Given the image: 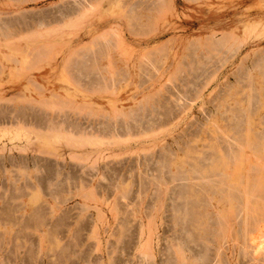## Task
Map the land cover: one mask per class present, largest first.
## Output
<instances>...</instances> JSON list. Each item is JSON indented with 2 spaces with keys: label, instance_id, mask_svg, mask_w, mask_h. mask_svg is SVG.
<instances>
[{
  "label": "rangeland",
  "instance_id": "1",
  "mask_svg": "<svg viewBox=\"0 0 264 264\" xmlns=\"http://www.w3.org/2000/svg\"><path fill=\"white\" fill-rule=\"evenodd\" d=\"M0 30V262L193 257L195 166L264 152V0H0Z\"/></svg>",
  "mask_w": 264,
  "mask_h": 264
},
{
  "label": "bare ground",
  "instance_id": "2",
  "mask_svg": "<svg viewBox=\"0 0 264 264\" xmlns=\"http://www.w3.org/2000/svg\"><path fill=\"white\" fill-rule=\"evenodd\" d=\"M7 30V29H6ZM1 31V30H0ZM7 31H5L6 33ZM224 34V33H223ZM7 35V34H6ZM228 35V34H227ZM195 37V36H194ZM227 37V36H226ZM229 39V38H228ZM225 41V40H224ZM240 41V40H239ZM229 44V43H228ZM205 47V46H204ZM208 47V46H207ZM210 48V47H209ZM43 49V48H42ZM38 51V49H35ZM109 52V51H108ZM40 54V53H39ZM104 54V53H103ZM42 56V55H41ZM39 57V56H38ZM37 57V58H38ZM40 61V60H39ZM68 64V63H67ZM258 65V64H256ZM106 66V65H105ZM264 69V68H263ZM250 76V75H249ZM250 78V77H249ZM104 82V81H103ZM209 82V81H208ZM207 82V83H208ZM114 83V82H113ZM206 83V84H207ZM248 84V83H247ZM251 84V83H250ZM111 85V84H110ZM113 85V84H112ZM260 85V84H259ZM113 87V86H111ZM102 88V87H101ZM200 88V87H199ZM264 89V88H263ZM95 90V89H94ZM251 91V90H250ZM258 91V89L256 90ZM260 91V90H259ZM96 92V91H95ZM263 92V91H262ZM66 93V92H65ZM67 95V94H66ZM73 96L68 95L67 98ZM256 96V95H255ZM65 97V96H64ZM262 97V96H261ZM3 98V97H2ZM66 98V97H65ZM65 98H63L64 101ZM224 98V97H223ZM61 101V100H60ZM147 102V101H146ZM243 102V101H242ZM62 103V102H61ZM263 103V102H262ZM67 104V103H66ZM228 104V103H227ZM237 104V103H236ZM247 104V103H246ZM260 104V103H259ZM65 105V104H63ZM248 107V106H247ZM262 107H264L262 105ZM241 109V108H240ZM246 109V108H245ZM53 110V109H52ZM218 110V109H217ZM252 110V109H251ZM235 111V110H234ZM245 111V110H244ZM243 113V112H242ZM52 114V113H51ZM45 116V115H44ZM262 117V116H261ZM213 118V117H212ZM20 119V118H19ZM2 120V119H1ZM21 120V119H20ZM216 120V119H215ZM257 120V119H256ZM18 121V120H16ZM210 121V120H209ZM49 122V121H48ZM55 122V120H54ZM212 122V121H211ZM210 122V123H211ZM62 123V122H61ZM208 123V122H207ZM217 123V122H216ZM50 124V123H48ZM33 125V124H32ZM47 125V124H45ZM57 125V124H56ZM55 125V126H56ZM252 125V124H251ZM6 126V125H5ZM35 126V125H34ZM54 126V125H53ZM62 126V125H61ZM60 126V127H61ZM212 126V125H211ZM226 126V125H225ZM1 127V126H0ZM4 127V126H3ZM2 127V128H3ZM32 127V126H31ZM43 127V126H42ZM63 127V126H62ZM61 127V128H62ZM77 127V126H76ZM48 128V127H47ZM60 128V129H61ZM210 128V127H209ZM255 128V127H254ZM6 129V128H5ZM8 129V128H7ZM50 129V128H49ZM64 129V128H63ZM252 129V128H251ZM256 129V128H255ZM35 130V129H34ZM33 130V131H34ZM113 130V128H112ZM216 130V129H215ZM2 131V129H1ZM5 131V130H4ZM12 131V130H11ZM14 131V129H13ZM21 131V130H20ZM23 131V130H22ZM36 131V130H35ZM47 131V130H46ZM62 131V130H61ZM60 131V132H61ZM65 131V130H64ZM142 131V130H141ZM256 131V130H254ZM28 132V131H27ZM43 132V131H42ZM45 132V131H44ZM52 132V131H51ZM63 132V131H62ZM76 132V131H74ZM82 132V131H81ZM220 132V131H219ZM259 132V131H258ZM261 132V131H260ZM1 133V132H0ZM10 133V131H9ZM19 133V132H18ZM22 133V132H21ZM49 133V132H48ZM53 133V132H52ZM57 133V132H56ZM55 133V134H56ZM66 133V132H64ZM72 133V132H71ZM146 133V132H144ZM221 133V132H220ZM242 133V132H240ZM6 134V133H5ZM26 134V132H25ZM24 134V135H25ZM44 134V133H43ZM82 134V133H81ZM91 134V133H89ZM2 135V134H1ZM36 135V134H35ZM41 135V134H39ZM38 135V136H39ZM57 135V134H56ZM54 135V136H56ZM66 135V134H65ZM69 135V134H68ZM85 136V133L83 134ZM82 135V136H83ZM144 135V134H143ZM45 136V135H44ZM63 136V134H62ZM71 136V135H70ZM80 136V135H79ZM245 136V134H244ZM248 136V135H246ZM250 136V135H249ZM43 137V136H42ZM47 137V136H45ZM32 138V137H31ZM38 138V137H37ZM58 138V137H57ZM64 138V136H63ZM85 138V137H83ZM93 138V137H92ZM219 138V137H218ZM30 139V138H29ZM44 142L50 143L48 138ZM53 139V138H52ZM59 139V138H58ZM77 139V138H76ZM79 139V138H78ZM81 139V137H80ZM97 139V138H96ZM104 139V138H103ZM109 139V137H108ZM107 139V140H108ZM111 139V138H110ZM242 139V138H241ZM250 139V137H249ZM86 140V139H83ZM88 140V138H87ZM91 140V139H89ZM253 140V139H252ZM263 140V139H262ZM27 141V140H26ZM55 141V139H54ZM80 141V140H79ZM98 141V140H96ZM95 144H98V142ZM111 141H113L111 139ZM115 141V139H114ZM52 142V140H51ZM66 142V141H65ZM78 142V141H76ZM74 142V143H76ZM91 142H93L91 140ZM90 142V143H91ZM102 142V141H101ZM230 142V141H229ZM254 142V141H253ZM257 142V141H256ZM261 142V141H260ZM69 143V142H68ZM71 143V142H70ZM114 143V142H113ZM2 144V143H1ZM0 144V145H1ZM5 144V143H4ZM72 144V143H71ZM237 144V143H236ZM251 144V143H250ZM262 144V143H261ZM17 145V144H16ZM44 143L42 144V146ZM51 145V144H50ZM49 145V146H50ZM211 145V144H210ZM215 145V144H214ZM229 145V144H228ZM257 145V143H256ZM52 146V145H51ZM50 146V147H51ZM68 146V145H67ZM216 146V145H215ZM238 146V145H237ZM249 146V144H248ZM252 146V145H251ZM261 146V145H260ZM250 152L255 156L252 160L250 153L244 150L213 157L208 166L196 170L201 174L214 177L213 185L207 194L208 198H184L187 206L179 214L186 216L189 221L187 237H191L193 257H187L182 248L184 244L175 246L178 264H239L244 261L252 264H264V165L258 160L264 154L262 148ZM7 147V146H6ZM18 147V145H17ZM41 147V146H40ZM46 147V146H45ZM231 147V146H230ZM246 147V146H245ZM3 148V147H2ZM53 148V146H52ZM254 148V147H253ZM41 149V148H40ZM43 149H47L44 148ZM49 149V148H48ZM55 149V147H54ZM216 149V147L214 148ZM236 149V148H235ZM238 149V148H237ZM251 149V148H250ZM49 150H52L51 148ZM4 151V150H3ZM47 152V150H45ZM184 151V150H183ZM186 151V150H185ZM219 151V150H218ZM54 152V151H53ZM215 153V152H214ZM220 153V152H219ZM175 154V153H174ZM182 154V153H181ZM216 154V153H215ZM214 156V155H213ZM177 157V156H176ZM181 158V157H180ZM174 159V158H173ZM263 159V158H262ZM198 160V159H197ZM246 160V161H245ZM181 161V160H180ZM208 161V162H209ZM245 161V162H244ZM251 163H248V162ZM262 161V160H261ZM183 162V161H182ZM248 164H247V163ZM196 163V162H195ZM254 165L253 176L246 174L240 181L230 178V169H237L238 164ZM183 164V163H182ZM198 165V164H197ZM243 165V164H242ZM244 165V167L246 166ZM237 166V167H236ZM246 166V168H247ZM183 167V166H182ZM187 168V167H186ZM184 169V168H183ZM192 170V168H190ZM241 169V168H240ZM238 169V171L240 170ZM245 169V168H244ZM244 171V170H241ZM252 171V170H251ZM158 172V171H157ZM177 173V172H176ZM186 173V172H185ZM188 173V172H187ZM192 173V172H191ZM240 173V172H239ZM243 174V172H241ZM249 173V172H248ZM233 174V173H232ZM245 174V173H244ZM198 176V174H196ZM239 175V174H238ZM189 176V175H188ZM236 176V175H235ZM234 177V176H232ZM203 178V177H202ZM206 179V178H205ZM209 179V178H208ZM162 183V182H161ZM192 184V183H191ZM200 184V183H199ZM121 185V184H120ZM194 185V184H193ZM202 185V184H201ZM123 187V186H122ZM126 187V186H125ZM187 187V186H186ZM82 188V187H81ZM189 190V189H188ZM187 190V191H188ZM191 190V189H190ZM204 191V190H203ZM82 193V192H81ZM191 193V192H189ZM256 193V194H255ZM35 195V194H34ZM90 195V194H89ZM198 195V194H197ZM92 198V197H91ZM184 205V204H183ZM177 211H175L176 213ZM174 217V216H173ZM176 217V216H175ZM177 218V217H176ZM174 219V218H173ZM178 219V218H177ZM185 219V218H184ZM175 221H177L175 219ZM174 221V222H175ZM185 221V220H184ZM187 221V220H186ZM181 222V220H180ZM187 223V222H186ZM148 224V222H147ZM1 225V224H0ZM154 224L152 223V226ZM179 225V224H178ZM184 226V225H183ZM12 227V226H11ZM1 228V227H0ZM149 228V227H148ZM2 229V228H1ZM3 229H5L3 227ZM188 230V229H187ZM186 231V230H185ZM184 233V232H183ZM3 235V234H2ZM2 237V236H1ZM186 237V236H184ZM1 239V238H0ZM17 240V239H16ZM180 240V239H179ZM186 240V239H185ZM184 240V241H185ZM6 243V242H5ZM180 244V243H179ZM1 245V244H0ZM187 245V244H186ZM193 245V244H192ZM144 248V247H143ZM186 248V246L184 247ZM3 249V248H2ZM145 249V248H144ZM192 249V247H191ZM188 250V249H187ZM186 250V252H187ZM3 252V250L1 251ZM15 252V251H14ZM189 252V251H188ZM13 253V252H12ZM145 253V252H144ZM187 254V253H186ZM191 253H189L190 255ZM194 254V255H193ZM3 256V255H2ZM16 256V255H15ZM12 257V256H11ZM17 257V256H16ZM15 257V258H16ZM3 259V257H2ZM0 258V261H2ZM175 259V258H174ZM8 260V259H7ZM14 261V260H13ZM169 261V260H168ZM11 262V261H10ZM17 262V261H16ZM1 263V262H0ZM245 263V262H244ZM3 264V263H1ZM6 264V263H5ZM12 264V263H10ZM18 264V263H17ZM20 264V263H19Z\"/></svg>",
  "mask_w": 264,
  "mask_h": 264
}]
</instances>
